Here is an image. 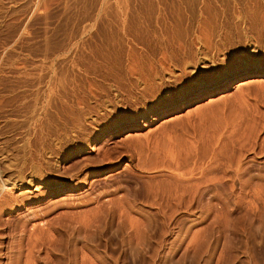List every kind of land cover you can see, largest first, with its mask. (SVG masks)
Instances as JSON below:
<instances>
[{
  "label": "rangeland",
  "instance_id": "374dc122",
  "mask_svg": "<svg viewBox=\"0 0 264 264\" xmlns=\"http://www.w3.org/2000/svg\"><path fill=\"white\" fill-rule=\"evenodd\" d=\"M0 264H264V0H0Z\"/></svg>",
  "mask_w": 264,
  "mask_h": 264
},
{
  "label": "bare ground",
  "instance_id": "6f19581e",
  "mask_svg": "<svg viewBox=\"0 0 264 264\" xmlns=\"http://www.w3.org/2000/svg\"><path fill=\"white\" fill-rule=\"evenodd\" d=\"M258 67L261 68V65H259ZM250 68H251V66L250 67L247 66V67H243V68L237 67V68H235L232 71L225 72V73H222V74L219 73L220 75H218V76L215 75L216 77H214L213 79H210V80H208L206 82H203V84H201L198 88H194L190 93H188L185 96H183L181 98V100H180V104L183 103V102L190 101V99L195 98L200 93L207 92V91L213 89L214 87H217L220 83H223V82H226V81H228V83H229V80L231 81V80H233V79H235V78H237V77H239L241 75H244L242 73V71L247 72ZM246 84H247V82L241 83L242 86L246 85ZM167 101H168V99H167ZM165 105H167V103ZM122 127H125V125L122 126ZM35 239H36V237H35Z\"/></svg>",
  "mask_w": 264,
  "mask_h": 264
}]
</instances>
